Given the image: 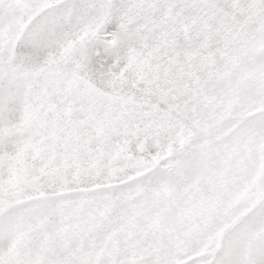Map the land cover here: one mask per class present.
Returning <instances> with one entry per match:
<instances>
[{
    "label": "snow or ice",
    "instance_id": "snow-or-ice-1",
    "mask_svg": "<svg viewBox=\"0 0 264 264\" xmlns=\"http://www.w3.org/2000/svg\"><path fill=\"white\" fill-rule=\"evenodd\" d=\"M0 264H264V0H0Z\"/></svg>",
    "mask_w": 264,
    "mask_h": 264
}]
</instances>
